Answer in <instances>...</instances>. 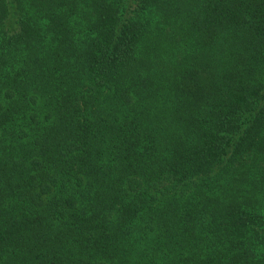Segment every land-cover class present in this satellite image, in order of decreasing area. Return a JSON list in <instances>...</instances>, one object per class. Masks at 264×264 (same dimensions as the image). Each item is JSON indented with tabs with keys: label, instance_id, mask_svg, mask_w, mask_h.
Masks as SVG:
<instances>
[{
	"label": "trees",
	"instance_id": "1",
	"mask_svg": "<svg viewBox=\"0 0 264 264\" xmlns=\"http://www.w3.org/2000/svg\"><path fill=\"white\" fill-rule=\"evenodd\" d=\"M0 264H264V0H0Z\"/></svg>",
	"mask_w": 264,
	"mask_h": 264
}]
</instances>
